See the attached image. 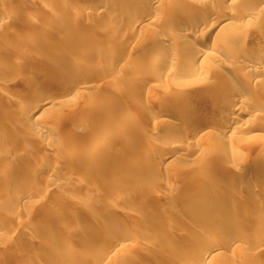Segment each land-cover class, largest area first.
<instances>
[{
  "label": "rangeland",
  "instance_id": "374dc122",
  "mask_svg": "<svg viewBox=\"0 0 264 264\" xmlns=\"http://www.w3.org/2000/svg\"><path fill=\"white\" fill-rule=\"evenodd\" d=\"M8 1L0 2L2 4L0 11L9 10ZM16 2L22 7V15L35 5L40 17L36 18L34 25L47 23L54 45L35 46L15 40L13 42L15 46L25 45V49L29 51L40 49L39 57L43 59L60 62L69 57L73 58L84 68L82 71L67 68L64 71L65 75H77L84 77L89 84L100 85L97 89H88L80 99L79 105L73 103L65 108L59 106L58 111H65L68 120H72L78 113L80 105L88 102L89 96L98 91L109 94L111 101L106 108L98 112L95 124L99 131H109L111 137L93 138L91 141L95 146L86 147L85 141L89 140L86 137L88 133L86 128L72 130L68 138L61 140L69 147L68 156L41 153L39 150L42 142L55 141L46 137L39 144L33 142L31 139L37 133L34 132L36 127L26 124L24 126L23 117L19 113L9 114L3 111L14 103L8 104L0 100V105L2 104L0 167L8 172L6 176L0 177V227L2 238L12 251L8 256L0 252V264H92L96 258L95 239L102 237L106 232H113L107 216L118 219L123 224L124 228L117 230V233L123 235L121 238L123 243L121 242L117 255L103 261L99 260L98 264H125L132 261L133 264H197L189 253H186L187 249L194 247L205 236L222 234L224 239L229 231L236 229L247 233L248 237L245 235L247 239H244L247 242L243 241L246 245L241 241L240 245H243V248L239 244L232 249L226 248L223 255L219 256L223 264H264L263 254H249L253 246L250 247L251 244L264 245L261 233L258 235L262 240H258L256 232L260 230V226H254L256 221L251 218V211L234 210L218 216L217 211L226 202L188 186L192 174L203 183L218 181V177L223 176H214L212 167L204 165L206 158L203 154L207 150L208 139L205 140L204 147L203 143L188 144L184 150L173 146L172 150L179 154L173 161L163 157L165 151L161 139L172 136L180 126L187 127L190 122L186 123L185 120L195 112H199L203 121L211 126V134L216 133L221 125L217 117L218 111L208 105L207 108L199 97L187 95L183 101L194 102L192 112L174 110L172 106L154 117L150 115L152 113L148 114L147 110L156 109V97L148 96L144 89L140 90L127 84L133 73L122 70L123 61L136 60L141 53L150 57V49L156 43H145L144 46L123 43L122 39L128 35V27L120 25L108 31L97 26L81 31L69 29L61 24V21L71 20L64 13L67 4L62 6L58 0ZM244 8H247V5L235 2L222 6L220 10L235 12ZM155 10L167 13L172 11L161 5L145 13H154ZM52 12L58 13V16L53 17ZM182 12L172 13V17L189 14L188 12L181 15ZM168 22L163 20L164 26L169 29ZM15 26L22 29L19 20L15 22ZM110 31H115L117 41L107 37ZM134 35L137 37L138 33ZM1 48L0 68L5 69L8 68L10 58L16 54L11 46L7 49L1 45ZM99 49H102V55L97 54ZM161 50L166 53L171 51L168 47ZM34 63L31 57H24L17 69L19 75L16 74L17 77L9 83L0 85V89L14 92L16 99H21L23 95L24 100L28 102L27 107L32 97L26 93L25 85H22L23 80L33 81L37 88L52 89L43 83L46 67L39 66L38 69H34L37 67ZM214 64L218 67L217 71L228 75L226 68L216 61ZM112 71H120L124 78L115 80L109 87H103ZM253 90L257 92L258 87H254ZM153 126L158 130H154ZM67 127L60 129L69 130L65 129ZM129 128L144 135L139 139L127 137ZM31 130H34V134ZM146 140H151L154 145L145 147L151 152L149 157L140 158L139 154L144 149L142 145L145 146ZM192 147H199L201 152L199 157L190 155ZM210 147L215 152L221 150L220 145ZM259 149H264L263 141L252 142L242 147L239 153L249 160ZM117 154L123 155L126 159L116 158ZM129 158L136 160L135 164H129ZM48 166L54 168L51 176L45 171ZM75 169L80 176H85L78 187L50 185L62 174H69L70 170ZM224 179L231 183L234 176H226ZM246 181L248 178L242 179L243 183ZM239 186L231 190L233 194H244V186ZM24 196L27 199L22 200ZM15 197L20 200L17 201ZM248 200L244 202L248 203ZM229 203L234 205L235 199L229 200ZM103 204L106 206L103 207ZM204 204H207L206 208H202ZM24 211L28 212V216L23 213ZM175 219L184 223L188 230L199 237L182 235L172 230L170 222ZM65 228L69 231L66 239L64 237L66 242L52 245L49 241L50 236L58 235ZM40 241L44 243L43 247L38 246ZM177 243L183 247L176 245ZM237 245L244 249L243 252L237 249ZM244 247L248 248V254L245 253ZM212 261L215 262V258Z\"/></svg>",
  "mask_w": 264,
  "mask_h": 264
},
{
  "label": "bare ground",
  "instance_id": "6f19581e",
  "mask_svg": "<svg viewBox=\"0 0 264 264\" xmlns=\"http://www.w3.org/2000/svg\"><path fill=\"white\" fill-rule=\"evenodd\" d=\"M58 1L62 6L67 4L64 13L71 20L61 21V24L69 29L81 31L97 26L108 31L120 25L128 27V35L122 39L123 43L133 44L132 46L156 43L150 49V57L141 53L136 60L126 59L121 65L122 70L133 73L132 79L127 81V84L136 86L140 90L144 89L148 96L156 97V109L147 110L148 114L152 113L150 115L155 117L172 106L174 110L192 112L194 102L183 101L187 95L199 97L204 105L218 111L217 117L221 125L216 133L211 134V126L203 121L199 112H195L185 120L186 123L190 122L187 127L178 125L179 129L172 136L161 139V145L165 151L163 157L173 161L179 156L178 152L172 150L173 146L184 150L188 144L202 145L203 143L202 147H204V142L208 139V147L203 154L206 158L204 165L212 167L214 176H223H219L218 181L203 183L192 174L188 186L205 191L208 193L207 196L214 195L215 199L226 202L217 211L218 216L234 210L251 211V218L256 221L254 226H260V232L256 233L257 235L261 233L260 235L264 237V149L257 150L249 160L239 153L242 147L252 142H264V0ZM235 2L247 5V8L235 12L220 10L222 6ZM8 5V11H0V50H2L1 45L7 49L11 46L16 55L10 58L8 68H0V85L7 84L16 78V74L19 75L17 69L21 66L23 58L31 57L37 65L34 69H38L39 66L46 67L43 83L45 86H51L52 89L37 88L33 81L23 80L22 85H25L26 93L32 97L28 107V102L24 100L23 95L21 99H16L14 92L0 89V100L8 104L14 103L3 111L9 114L19 113L23 117L24 126L26 124V126L36 127L33 131L37 133L32 135L33 138L31 137L33 142L39 144L46 137L55 141L54 143L42 142L39 150L41 153L68 156L69 147L61 140L68 138L72 130L86 128L88 131L86 137L89 139L85 141L86 147L95 146L91 141L93 138L110 139L109 131H99L95 121L98 118V112L106 108L111 101V96L100 91L89 96L88 102L83 106L80 105L75 117L68 120L65 111H58L59 106L65 108L73 103L79 105L80 99L88 89H97L100 85L89 84L84 77L65 75L64 71L67 68L72 67L81 71L84 68L73 58L69 57L60 62L43 59L39 57L40 49L29 51L25 49V45L15 46L13 44L15 40L35 46L45 44L52 47L54 43L47 23L34 25L36 18L40 17L35 5H32L25 15L21 14L22 7L16 0H9ZM161 5L167 6L172 11L167 13L155 10L154 13H145ZM177 12H182L181 15L188 12L189 14L172 17V13ZM52 16L56 17L58 13L52 12ZM17 20L22 29L15 26ZM163 20L169 21V29L164 26ZM135 33H138L137 37ZM107 37L117 41L115 31H110ZM163 47L171 49L170 53L162 51ZM102 53V49L97 52L100 55ZM145 61H147L146 64ZM215 61L227 69L228 75H223L219 72L220 70H216L218 67L214 64ZM121 74L120 71H112L103 87H109L115 80H122L124 77ZM181 77L186 78L181 79ZM254 87H258L257 92L253 90ZM260 95L263 97L259 98ZM60 127H67L65 129L69 130L62 131ZM153 128L158 130L154 126ZM33 131L31 130L34 134ZM143 135L133 128H129L127 132V137L135 139ZM145 143V146L142 145L144 149L139 154L140 158L149 157L151 152L146 148L154 145L151 140H146ZM218 145L221 150L217 152L210 147ZM198 148L192 147L189 151L190 155L199 157L201 152ZM116 158L126 159L120 154H117ZM128 161L129 164H135L136 160L129 158ZM71 168L74 167L71 166ZM45 171L51 176L54 168L48 166ZM7 173V170L0 167V177L6 176ZM80 175L78 170H70L69 174H62L56 178V181L49 184L64 185L68 188L78 187L83 182L84 175ZM226 176H234L233 181L229 183L224 179ZM244 178H248L245 183L242 182ZM239 185L244 186V194H233L231 190ZM23 199L27 197L24 196ZM231 199H235L234 205L229 203ZM19 200L20 198H17V201ZM245 200H248V203L244 202ZM104 206L106 204H103ZM206 206L207 204H204L202 208ZM25 214L28 216V212ZM106 218L111 222L113 232H106L102 237L95 239L96 255L94 256L96 258L92 264H98L97 261H103L115 255L123 243L121 239L123 235L117 233V230L124 228L123 224L110 216ZM170 223V228L178 231L179 234L199 237L176 219ZM1 230L0 227V252L8 256L12 251L2 238ZM68 233L69 231L65 228L58 235H51L49 241L52 245L62 244L66 242L64 237L66 239ZM246 234L241 229H236L229 231L224 239L222 234L205 236L194 247L187 249L186 253H189L197 264H223L219 256L223 255L226 248L232 249L236 247V244L240 245L241 241L247 242L244 240L248 237ZM259 237L261 236L258 235V240ZM245 242L243 245H246ZM176 245L183 247L180 243ZM243 245L240 246L243 248ZM38 246L43 247L44 243L40 241ZM239 247L237 245V249L240 250L241 247ZM250 247L249 254L264 255V245L251 244ZM247 249L246 247V254H248ZM213 258L215 262L212 261ZM132 262H125V264H133Z\"/></svg>",
  "mask_w": 264,
  "mask_h": 264
}]
</instances>
